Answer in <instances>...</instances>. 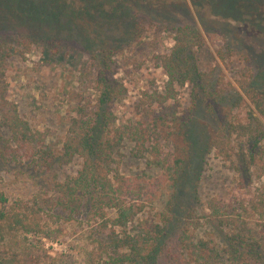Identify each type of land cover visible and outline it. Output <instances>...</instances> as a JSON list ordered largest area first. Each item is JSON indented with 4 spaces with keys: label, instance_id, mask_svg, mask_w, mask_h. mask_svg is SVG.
<instances>
[{
    "label": "rangeland",
    "instance_id": "obj_1",
    "mask_svg": "<svg viewBox=\"0 0 264 264\" xmlns=\"http://www.w3.org/2000/svg\"><path fill=\"white\" fill-rule=\"evenodd\" d=\"M192 19L204 38L202 48L194 54L204 70L218 63L233 80L243 65L250 64L264 75V0H0V40L13 53L7 64L8 97L18 104L33 129L44 135L45 144L60 151L79 101L95 103L93 74L98 55L109 49L115 60V76L128 88L115 107L117 122L141 120L138 103L145 98L144 92L155 87L163 90L168 79L158 56L173 46L174 28ZM227 43L235 45L238 53L232 56L229 69L218 55ZM177 90L174 100H179L182 114L193 106L192 87L186 83ZM246 102V110L264 124V115L248 98ZM204 113L205 108L199 106L194 137L198 146L199 138L204 139L206 129L211 131L213 126ZM247 136L242 130L233 137V144L244 143L247 154V149L255 150L246 181L240 183L237 163L224 161L209 150L199 180L195 176L178 194L170 235L182 227L192 206H208L211 202L217 208L223 204L229 214L235 215L241 199L249 204L264 192V138L255 148L253 137ZM133 146L126 143L121 148V171L143 188V192L133 193L131 201L138 204L143 200L148 211L145 214L150 215L163 207L171 186L159 167H149L144 158L135 155ZM162 151L171 152V144L164 143ZM26 152L24 149L23 161L0 166V192L10 201L29 199L44 191L52 195L46 180H64L76 174L83 163L76 157L48 170L31 162ZM243 218L246 234L255 245L264 243L260 225L264 206L254 208L249 204ZM93 226L97 222L82 227L70 225L58 238L4 229L0 232V250L17 254L21 264H91L89 253L101 236ZM212 231L214 242L223 245L217 230ZM184 260L179 242L172 237L163 247L160 264H186Z\"/></svg>",
    "mask_w": 264,
    "mask_h": 264
},
{
    "label": "trees",
    "instance_id": "obj_2",
    "mask_svg": "<svg viewBox=\"0 0 264 264\" xmlns=\"http://www.w3.org/2000/svg\"><path fill=\"white\" fill-rule=\"evenodd\" d=\"M173 39L170 51L158 56L168 76L166 85L163 90L155 87L144 92L145 98L138 103L141 120L117 122L115 107L128 88L115 76L111 50L100 53L92 78L95 103L79 101L60 151L45 144L44 135L33 129L18 104L8 97L7 64L13 53L0 40V166L26 159L24 149L31 162L48 170L76 157L83 161L76 174L46 180L52 195L44 191L10 201L0 192V232L21 230L58 238L70 225L97 222L93 228L101 236L89 253L91 264H160L163 247L172 237L179 242L186 264L264 263V243L255 245L246 234L243 218L249 204L264 206L263 191L249 204L241 199L235 215L223 204L215 208L210 200L208 206H192L182 227L170 235L178 194L195 176L199 180L206 153L214 150L224 161L237 163L243 183L256 154L254 149H247V154L243 142L233 144V137L243 130L253 137L255 148L264 138V124L245 108L248 98L264 115V75L259 68L243 65L233 80L218 63L204 70L194 56L204 44L194 20L174 28ZM218 55L229 69L232 56H238L237 48L227 43ZM186 83L192 87L193 106L180 114L179 100L174 99L178 86ZM199 106L205 108L204 115L213 126L211 131L206 129L204 139L199 138L198 146L194 137ZM126 143H134L135 155L144 158L149 167H159L171 186L163 207L153 214H145L143 200L138 204L131 201L133 193L143 192V188L121 171V148ZM164 143L171 144V152L162 151ZM260 223L264 228V219ZM209 229L217 230L223 245L214 242V231ZM0 264L21 262L17 254L0 250Z\"/></svg>",
    "mask_w": 264,
    "mask_h": 264
}]
</instances>
